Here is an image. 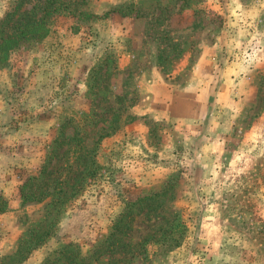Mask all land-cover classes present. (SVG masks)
Returning <instances> with one entry per match:
<instances>
[{
  "label": "rangeland",
  "instance_id": "374dc122",
  "mask_svg": "<svg viewBox=\"0 0 264 264\" xmlns=\"http://www.w3.org/2000/svg\"><path fill=\"white\" fill-rule=\"evenodd\" d=\"M55 1L47 33L0 69V264H41L64 245L78 264H264V0ZM44 2L25 0L15 19L32 9L40 19ZM15 3L0 0V20ZM76 125L87 144L102 137L96 175L19 263L16 249L52 213L49 198L24 200L39 186L21 185L56 139L48 171L62 167ZM171 177V197L145 198ZM173 213L187 228L181 245L137 254ZM119 216L129 228L112 241L128 255L107 241Z\"/></svg>",
  "mask_w": 264,
  "mask_h": 264
},
{
  "label": "trees",
  "instance_id": "16d2710c",
  "mask_svg": "<svg viewBox=\"0 0 264 264\" xmlns=\"http://www.w3.org/2000/svg\"><path fill=\"white\" fill-rule=\"evenodd\" d=\"M56 3L57 1L55 0H46V2H44L45 5H42V9H44L43 15L38 20L34 17L37 13L34 11L35 9L28 12L25 18L18 17V19H15L19 10L25 4V0H16L14 9L11 12H8L5 17L0 20V69H5L7 67L10 52L15 50L22 41H27L29 38L31 39L32 36H44L47 33L49 29L48 21L54 13H59V10L62 8L61 4L57 7H53ZM10 27L12 32L8 33L7 29ZM116 121L117 118L112 121V126H115ZM74 129L75 133L72 136V141H75L73 143L74 149L72 151L68 150L62 157V159L65 157V163L62 165L63 169L59 166L52 167L50 171H48L50 164L56 157L54 148L55 142H57L56 139L54 141V145L52 146L51 153L44 165L41 167L38 175L35 177H29L26 182L21 185V191L28 189L31 185H34L35 187L39 186L41 190L38 195L33 192H29L28 198L24 197V200L41 202L49 198L50 200L46 201V203L50 206V210L48 211L46 218H48L51 211L52 215L50 214L48 225L41 233L40 237H37V233L39 226L43 223L38 224L35 229L30 232V238L24 240L16 249V253L13 257H17V259H19V263L26 260L33 250L42 246L45 239L51 236L52 231L50 230L54 226L53 224L57 222L62 212L60 207L75 197L80 192L85 182L88 179L94 178L96 175V170L98 168V164L96 162V150L98 148L99 140L102 137H98L97 141H94L90 145L86 143V137L90 134H87L85 131L84 133L81 132L78 125H76ZM113 131L115 132V130ZM109 135L110 133H106L103 136L107 137ZM56 161V163H60L59 160ZM69 162H71V164L67 166ZM74 168H77L76 172H74ZM60 170L66 171L61 173ZM61 176H63L62 179H60ZM175 178L171 177L160 191L150 193L146 195L145 198L153 201L157 200L158 196L171 197L174 192V186L177 182ZM50 189L52 191H50ZM7 208V202L0 195V214L4 213ZM149 211L153 212L155 210L150 208ZM123 212L124 216H127L130 209H124ZM124 216H119L117 218L112 227V233L107 241H112V237L116 236V233L119 231H121V233L125 236L124 231H126L129 226H127L128 222L123 221ZM170 217L171 219L165 218V216L162 217L164 219H162L159 226L154 231L147 234L146 238L139 244L137 254H144L146 251L145 247L149 244L157 247L166 246L167 248H177L181 245L182 239L184 238V234L187 230L186 225L180 221L177 213H173ZM115 242L119 245V249H122L124 253L128 255V251L130 249L129 244L122 241L121 238H117L112 241L110 245H115ZM101 245L102 244L95 247L96 252L99 251ZM69 247L71 248L72 246L64 245L56 252L57 254L54 257L45 259L41 264H78L79 262L75 260L76 256L73 257V254L70 251H67ZM137 254L131 253L126 257V260L130 262V260L136 259L139 257ZM81 260V264H89V256L82 257Z\"/></svg>",
  "mask_w": 264,
  "mask_h": 264
},
{
  "label": "crops",
  "instance_id": "0c3cea01",
  "mask_svg": "<svg viewBox=\"0 0 264 264\" xmlns=\"http://www.w3.org/2000/svg\"><path fill=\"white\" fill-rule=\"evenodd\" d=\"M165 95L166 96H163L162 98H160L159 101L162 103L163 107L165 108L164 111L168 112L170 110V107H172L173 101L171 97L167 96V94ZM196 123H197L196 121L191 119L190 124L195 125ZM186 132L189 134V131H186ZM190 134H197V130L193 129Z\"/></svg>",
  "mask_w": 264,
  "mask_h": 264
}]
</instances>
